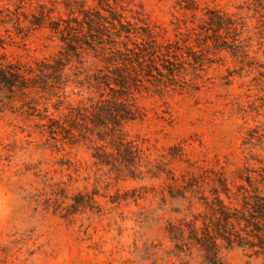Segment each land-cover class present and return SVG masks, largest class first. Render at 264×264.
<instances>
[{"label": "rangeland", "instance_id": "374dc122", "mask_svg": "<svg viewBox=\"0 0 264 264\" xmlns=\"http://www.w3.org/2000/svg\"><path fill=\"white\" fill-rule=\"evenodd\" d=\"M0 61V264H207L188 222L249 215L264 0H0Z\"/></svg>", "mask_w": 264, "mask_h": 264}, {"label": "trees", "instance_id": "16d2710c", "mask_svg": "<svg viewBox=\"0 0 264 264\" xmlns=\"http://www.w3.org/2000/svg\"><path fill=\"white\" fill-rule=\"evenodd\" d=\"M41 17L42 15L40 14L39 18H34V20L39 21L38 19L41 20ZM216 23L219 29L223 28L222 20ZM35 24L39 25L38 22ZM229 25H233V23L229 22ZM1 63L0 61V85L8 89L16 87L19 83L22 85V82L19 80V71L10 65L3 66ZM259 183L261 190L256 188V191L251 196L253 200L249 203L251 209L248 216L239 213L238 209L236 210L237 214L233 216L220 210V215L215 222L211 224L205 222L200 232L193 220L188 222L191 225L188 238L198 245L207 264H220V241L226 245H231L233 241L241 242L239 240L241 238L240 233L234 228L235 224L238 227L241 224L245 228L250 227V235L255 240L254 244L259 247L260 253L264 255V175L260 176ZM222 208L224 210L227 209L225 206H222ZM183 231V228L176 230L170 225L167 226V232L171 236V239L182 238Z\"/></svg>", "mask_w": 264, "mask_h": 264}]
</instances>
